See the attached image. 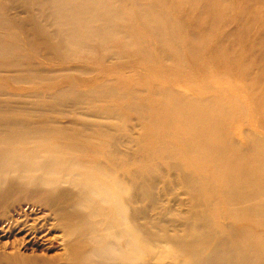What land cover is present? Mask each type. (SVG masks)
<instances>
[{
	"label": "bare ground",
	"instance_id": "1",
	"mask_svg": "<svg viewBox=\"0 0 264 264\" xmlns=\"http://www.w3.org/2000/svg\"><path fill=\"white\" fill-rule=\"evenodd\" d=\"M125 1L0 0V28L14 26L19 34L17 38L0 30V72L14 82L28 81L49 71L44 66L52 63L72 69L73 65L67 61L73 60L76 47L80 50L97 47L110 55L108 44L120 43L122 52L113 56L114 59L141 56L140 60L146 63L147 58L137 50L133 36L126 30L130 20L122 15L128 9ZM160 1L167 5L169 0ZM190 1L196 5L197 14L189 18L185 17L187 8L179 10L175 19L142 5L133 11L137 21L158 39V44H146V48L163 61L160 68L148 67L146 63V74L137 72L134 77L112 79L81 92L66 88L63 93L71 90L72 97L79 94L70 108L62 107L55 96L35 95L30 101H15L0 93V215L8 227L17 224L14 216H7L15 203L40 206L51 212L52 229L60 233L62 230L64 234L71 229L69 233H75L77 243L73 250L77 261L151 264L143 254L149 253L160 262L174 254L177 245L167 251L160 244L154 248L146 244L139 246L144 239L137 235L133 220L140 224L144 217L143 195L151 197L154 203L164 201L166 195H186L187 216L198 215L201 222H206L210 215L203 208V198L216 192L218 200L212 203L213 207L234 204L231 211L223 212L225 217L236 219L244 212L264 224V175L261 180L251 179L253 175L264 174V19L261 15L248 16L251 4L256 2L264 9V0H248L243 3L247 4L245 7L235 3L244 20L230 22L227 37L246 31L250 23L247 19L261 20L247 44L226 43L225 35L219 34L208 51L218 50L223 63L242 80V87L233 85L234 92H244L260 116L256 119L239 115L238 108H230L218 94L202 96L207 85L197 89L193 84L196 76L188 71L179 80L190 92L156 80L162 70L189 64L200 66L204 62L203 35L215 23L210 17L202 19V14L213 4L226 0ZM25 6H32L36 16L18 14L25 12ZM107 30L110 33L105 35ZM27 47L35 57L20 53ZM94 50L93 55L97 52ZM211 56L204 57L210 61ZM220 66L222 63L215 61L211 69L218 70ZM204 82L208 83L207 76ZM121 90L122 97L112 101L110 98L118 97ZM80 111H85L87 118L74 119V114ZM69 115H73V120L61 123L60 118ZM233 117L240 127L238 135L228 126ZM130 119L148 126L145 133L148 142L154 143L158 135L178 139L174 148L155 145L163 158L169 159L183 151L191 154L194 164L200 162V165L195 168L192 160L177 159L169 160L166 167L134 161L130 168L126 147L131 148L132 139L126 136L129 126L122 123ZM59 138L69 142L59 143ZM184 164L190 167L189 171L183 170ZM203 179H212L210 186L202 188ZM158 181L163 183V189L154 193L153 186ZM172 188L177 191L172 192ZM258 195L262 198L251 203ZM214 232L217 235L206 236L214 239L209 255L191 264H249L250 254L235 258V253L251 249L248 243L264 241V233L247 224H228L223 230L214 227ZM8 256L15 262L19 256L40 259L42 264L50 262L42 259L45 255L24 257L14 251Z\"/></svg>",
	"mask_w": 264,
	"mask_h": 264
},
{
	"label": "rangeland",
	"instance_id": "2",
	"mask_svg": "<svg viewBox=\"0 0 264 264\" xmlns=\"http://www.w3.org/2000/svg\"><path fill=\"white\" fill-rule=\"evenodd\" d=\"M202 2L206 3L205 0H202ZM245 2H248V0H226L213 4L208 12L202 14V19L210 17L211 21L215 23L214 27L209 28L203 35L202 43L204 50L202 52V60L204 62H202L200 66L189 64L187 67H173L167 71L162 70L160 76H158L156 80L160 83H170L173 88L179 91L190 92L187 86L179 80L184 71H188L196 76V82L193 84L197 89H200L202 85H207L206 90L201 92L202 96L218 94L223 97L230 108H238L237 111L239 115L241 114L247 119L259 118L260 116L253 110L244 92L240 91L238 94L234 92L233 85L242 87L244 85L242 80L235 77L231 68L223 63V56H221L218 50H215L216 53L208 52L214 45V39L219 34L225 35L226 43L231 44L240 42L247 44L249 38L255 36L259 29L260 18L253 21L247 19L250 23L246 31H239L237 33L238 35L232 38L227 37L229 23L244 20L242 12L237 9L235 3L240 5V7H245L247 5L243 4ZM125 4H127L128 9L122 15L126 18L128 17L127 19L130 20L126 25V30L133 36L134 46L138 51L143 52V56L147 58L146 63L148 67L153 65L160 68L161 65H163V61L157 57L154 51L146 48V44L151 46L153 44H158V39L137 21L138 18L135 17L136 15H133V11L136 9L137 5H142L157 13H161L165 17L175 19L179 15V10L187 8L189 12L185 17L189 18L197 14L196 5L190 0H169L167 1V5L166 2L162 3L160 0H126ZM251 5L248 16L252 15L256 17L261 15L264 19V9L256 2ZM25 8V12H18V14L20 13L25 17L32 15L36 16V11L34 12L32 6H25ZM257 11H260L261 14ZM10 15L13 16L15 14L11 13ZM0 30L10 36L14 35V37L19 38L18 30L14 26L5 29L0 28ZM109 33V30H107L105 35ZM121 46L123 47L121 43L117 45L108 44L106 49L111 50L110 52L112 53L110 55L104 53L97 47L95 49L89 46L81 50L76 47L74 55H72L73 60L67 61V64L73 65L72 69H65L60 64L52 63L44 66L47 67L46 70L49 71L28 81L20 80L14 82L4 77V73L0 72V83L2 84L0 86V93H5L7 97H12L15 101H23V99L30 101L35 95L55 96L62 107L70 108L77 102L79 94L72 97L70 95L71 90L68 94L63 93L62 91L66 88L72 87L81 92L89 88L104 85L102 83H107L112 79L117 80L126 77H134L137 72L146 74V63L140 60L141 56H133L132 58L119 56V58H117L119 61L114 59L115 57L113 56L117 57V53L122 52ZM238 46L240 48L244 47V45H241L242 47L240 45ZM92 50L97 52L93 55ZM87 51L92 52L88 53ZM183 52L186 53V50H183ZM20 53L34 56V52L28 47L22 48ZM206 54L212 55L210 61L206 59L207 57H204ZM215 61L222 63V66H220L218 70L211 69ZM74 67L76 68L74 69ZM206 76L208 83L204 82ZM122 93L123 91L121 90L118 97L110 99L116 101L122 97ZM113 95L117 96V94ZM83 112L85 111L75 113L74 119L80 120L87 118V115H84ZM65 118H60V120L62 119L61 123H70L71 120H73V115H69ZM92 120L98 121L95 118H92ZM102 121L107 122L111 121V119H102ZM122 123L129 126L130 132L126 136L132 139L131 148L128 149L126 147L130 157V168H132L131 163L134 161L140 164L147 162L157 167H166L168 166L169 160L175 161L177 159L188 162L192 160L193 163H191V165L195 168L196 165H200V162L194 164V159L188 152L180 151V153H177L169 159L162 157L161 152H159L155 145L158 143L164 144L166 149H168V147L174 148L178 141L176 137L166 138L164 135H158L154 138V143H151L148 142L145 137V133L149 131L148 126H141L140 123L132 119ZM249 125L253 127V124ZM228 126L235 134H239L240 127L235 124L234 117L229 119ZM256 133L261 135L259 132ZM123 136L125 138V133H123ZM58 142L67 143L69 140L59 138ZM189 169L190 167L187 165L183 167L184 171H189ZM263 175L264 174L253 175L251 179L254 181L261 180ZM201 181H203L200 183L202 188L208 187L212 183V179H203ZM162 189L163 183L161 181L156 182L153 186L154 193H159ZM171 191L175 193L177 189L172 188ZM259 198H262V195L253 197L251 203H257ZM163 199L164 201L154 203L151 197L145 198L143 195L142 213L144 217L140 220V224L133 220V223L138 228V232H136L137 235H141L144 239V242L141 241L139 243L140 247L146 244L149 248H154L160 244L164 246V250L167 251L169 247L175 244L177 245L172 252L174 254H170V257L166 256L160 262L155 261V257L150 256L149 253L143 254L146 260L149 258L151 264H161L163 262L171 264H191L197 262L199 260L198 258L207 257L213 249L214 239L207 238L206 236L209 234L217 235L214 232V227L223 230L228 224H247L249 227L257 228L264 233V224L261 225L260 221L249 216V213L241 212L236 219L225 217L223 212L225 210L231 211L234 204L213 207L212 203L218 200V194L216 192L208 193L203 198V208L207 214L210 215V220L206 222H201L202 218L198 215L193 214L187 216L188 196L179 194L178 197H176L171 194L164 196ZM186 200L188 201L185 202ZM243 204L244 203L240 205L242 206ZM235 205L237 206L236 202ZM7 216H14L17 220V224L8 227L6 221H4L0 215V264H42L40 259H28L21 256H19L18 262H15L12 257L8 256V254L14 251L24 257L35 255L41 257L45 255V258L42 259L50 260L49 264H83L77 261L73 250V247L77 243L75 233L73 232L70 234V229L66 231L65 235L62 230L60 233L57 232V229H52L51 224L54 223V221L49 210L45 211L40 206L26 205L24 202H19L15 203V206L8 210ZM248 244L251 245L252 248L240 249L238 254L237 252L235 253V258L250 254L249 264H264V241ZM45 264L47 263L45 262Z\"/></svg>",
	"mask_w": 264,
	"mask_h": 264
}]
</instances>
